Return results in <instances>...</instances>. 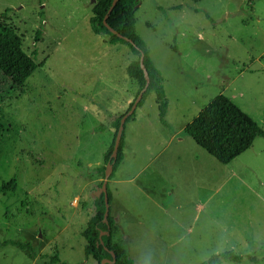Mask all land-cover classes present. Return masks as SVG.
Returning a JSON list of instances; mask_svg holds the SVG:
<instances>
[{"label":"rangeland","instance_id":"rangeland-1","mask_svg":"<svg viewBox=\"0 0 264 264\" xmlns=\"http://www.w3.org/2000/svg\"><path fill=\"white\" fill-rule=\"evenodd\" d=\"M96 3L0 0V23L39 66L18 88L0 72V188L17 180L14 192H0V264H51L55 255L98 264L85 256L81 230L96 213L111 113L119 111L114 121L126 114L139 87L126 70L137 59L131 49L92 32ZM136 32L163 75L168 126L153 93L125 125L126 163L138 161L135 173L147 166L129 194L142 197L137 184L159 162L197 160L187 182L204 207L186 206L173 219L146 213L142 227L155 231L129 239L126 250L137 264H201L227 250L244 259L223 264H264V139L223 165L184 133L220 95L264 130V0H140ZM170 201L182 204V194Z\"/></svg>","mask_w":264,"mask_h":264},{"label":"trees","instance_id":"trees-1","mask_svg":"<svg viewBox=\"0 0 264 264\" xmlns=\"http://www.w3.org/2000/svg\"><path fill=\"white\" fill-rule=\"evenodd\" d=\"M113 1L97 0L93 8V16L90 19L91 30L95 35L105 38L110 45L122 44L128 46L133 55L137 57L126 68L128 76L139 87L137 96L146 84L145 75L141 68V58L143 57V65L148 72L150 84L137 108L143 105L149 94H155L159 118L163 125L168 126L166 121L168 98L164 88L163 75L154 65L145 42L136 32V12L140 0H119L107 18L108 25L132 43L112 34L104 25V20ZM40 36L41 32L38 31L35 37V43L39 41ZM35 56V51L31 55H28L24 51L21 37L16 32L7 25L0 23V72L11 82L14 88L23 86L39 67L36 63ZM134 101L129 105L128 111L131 109ZM134 114L127 119L126 124L134 118ZM122 117L123 115L118 116L113 123L115 133L112 144L104 155V165L97 168L99 172L105 175L107 165L112 164L114 171L110 180L114 177L115 172L124 158L125 132L123 133L117 160L114 162L112 158L115 139ZM184 133L223 165L230 164L233 160L248 151L257 138L264 139V130L230 99L223 95L213 100L197 118L187 125ZM16 188L17 180L12 179L10 182L1 186L0 192H14ZM108 197L111 202L112 195L109 184ZM95 202L96 213L89 220L86 229L82 232V236L86 240L84 249L85 256L87 258H93L98 264H102L103 262L104 264H136L128 256L124 248L113 243V237L117 232V227L111 214L108 217L107 224L103 221L105 213L104 196L101 195L99 198H96ZM101 232H103V235L100 238ZM11 244L21 249L28 248L24 244L17 242H12ZM243 259L234 250H227L211 256L201 264L241 263ZM248 259L250 262L257 261L254 256H250ZM50 263L65 264L61 262L57 255L51 257Z\"/></svg>","mask_w":264,"mask_h":264},{"label":"crops","instance_id":"crops-1","mask_svg":"<svg viewBox=\"0 0 264 264\" xmlns=\"http://www.w3.org/2000/svg\"><path fill=\"white\" fill-rule=\"evenodd\" d=\"M118 113L119 111L111 113L112 123H114L115 115ZM170 140H174L173 135L171 136ZM177 140L178 142L185 141L184 138ZM126 162L127 161L124 155V158L116 171V177L111 181L115 188L112 191L110 190L112 195L110 202V214L113 217L117 227V232L113 237L114 244H117L126 250L124 243L128 242L129 239L132 241L134 240L143 242L145 241L144 238L149 233L153 234V231H155L154 229H144L142 227L145 223L142 217L146 213L159 212V215L163 214L173 219V216H182V211L186 208V206L196 205L195 208L199 210L203 209L204 203L202 201H196L195 196L197 194V190L189 186V183L187 182L189 177H197V168L200 164H202V162L197 160H190L186 162L182 161V163L179 164H176L174 161L159 162L158 166L154 170L150 171L149 178L143 181V184H137V189L142 192V197L136 195L134 196L132 193L129 194L131 191L129 186H132L135 183V179L142 173V171H144L147 166H143L140 170L137 168L135 173V165L138 163V161L134 160L130 161L129 163ZM152 163L153 162H150V164ZM103 165L104 162L103 164L99 165L98 168ZM128 169H131V175L128 173ZM125 189L126 191H124ZM178 192L182 194V204L179 202L175 208H172L170 197H172L174 194H177ZM94 195L96 201L97 197L95 192ZM114 202L116 206L115 212L112 210V204ZM132 203L136 205L135 210L131 207ZM83 231L84 229L81 230V235ZM126 252L128 256L134 261L133 257L129 255L127 250ZM87 260L88 259L85 261Z\"/></svg>","mask_w":264,"mask_h":264},{"label":"water","instance_id":"water-1","mask_svg":"<svg viewBox=\"0 0 264 264\" xmlns=\"http://www.w3.org/2000/svg\"><path fill=\"white\" fill-rule=\"evenodd\" d=\"M118 1L119 0H114L113 1L112 5H111V7H110V9L108 11V14L106 15V18L104 20V25L109 29V31L112 34L124 39L125 41H128L129 43H132L130 40H128L127 38L121 36L118 32H116L114 29H112L107 23V18L112 13V11L115 8V6L117 5ZM141 68H142V70L144 72V75H145L146 84H145V87L140 91V93L136 97L131 109L126 114L123 115V117H122V119L120 121V126H119V129H118L117 135H116L114 150H113V153H112V158L114 159V162L117 160V157H118V151H119L120 144H121V141H122L123 133L125 131L126 121L137 110V107L140 104V102L142 101V99L144 97V94L146 93V91H147V89L149 87V84H150V78L148 76V72H147L146 68L143 65V57L141 58ZM113 171H114L113 165L112 164H108L107 167H106V170H105V175H104V180H103L102 187L100 189H98L97 193H96V197L97 198H99L101 195L104 196L105 213H104L103 221L106 224L108 223V217L110 215V201H109V197H108V184H109V180H110V177H111ZM102 235H103V232L100 233V238L102 237ZM112 255H113V253H112ZM113 257H114V255H113ZM102 264H104V262Z\"/></svg>","mask_w":264,"mask_h":264},{"label":"clouds","instance_id":"clouds-1","mask_svg":"<svg viewBox=\"0 0 264 264\" xmlns=\"http://www.w3.org/2000/svg\"><path fill=\"white\" fill-rule=\"evenodd\" d=\"M145 264H147V262H145Z\"/></svg>","mask_w":264,"mask_h":264}]
</instances>
